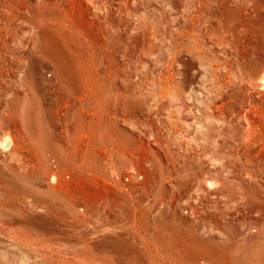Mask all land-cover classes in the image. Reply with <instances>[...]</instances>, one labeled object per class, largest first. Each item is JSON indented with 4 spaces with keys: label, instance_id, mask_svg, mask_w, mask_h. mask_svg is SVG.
Returning <instances> with one entry per match:
<instances>
[{
    "label": "rangeland",
    "instance_id": "374dc122",
    "mask_svg": "<svg viewBox=\"0 0 264 264\" xmlns=\"http://www.w3.org/2000/svg\"><path fill=\"white\" fill-rule=\"evenodd\" d=\"M121 2L0 0V142L17 141L0 146V264H264V172L225 153L254 177L230 175L223 188L204 163L228 141L250 151L254 140L236 125L192 137L197 102L211 99L197 54L179 55L190 96L179 135L163 119L159 79L193 21L232 65L239 106L264 78V0ZM142 19L157 33L150 53Z\"/></svg>",
    "mask_w": 264,
    "mask_h": 264
},
{
    "label": "bare ground",
    "instance_id": "6f19581e",
    "mask_svg": "<svg viewBox=\"0 0 264 264\" xmlns=\"http://www.w3.org/2000/svg\"><path fill=\"white\" fill-rule=\"evenodd\" d=\"M132 2L133 0H122L121 3L123 5L130 6ZM127 15H129V13H127ZM111 23L114 26L118 24L113 18H111ZM141 25L147 33V42L143 49H145L147 53H150L154 51V43L157 39V33L149 27L148 23L144 19L141 20ZM183 32L184 33L179 32L178 35L183 39L185 38L189 40L187 47H183L185 44L184 42H178L176 51L167 60L166 70L159 78L162 84L160 96L162 99L167 98L169 100V104L166 105L163 114L165 124L175 135H179L184 131L182 128H180L178 122L182 121L184 118L183 114L189 112V110L187 108L182 109L184 103H182L181 98L186 99L190 96H185L183 94V90L178 85L176 77L179 74V55L182 51L187 50L188 52L197 54L199 57H201V64L209 68L206 76L207 81H209L210 84L209 94L211 95L210 100L205 101L201 98L199 100L200 102H197L198 115L194 117H196L195 120L198 122L196 125L198 131L195 132L192 137L197 142L205 140V136L201 134V129L205 126H208L209 124L217 125L218 129L223 133L229 132L231 130V125H236V129L240 137L254 140L255 148L250 151L239 148L238 144L234 143L235 141H231L232 143L228 141L229 145L223 146L221 148V151L223 152L222 156L219 155V153H215L213 154L214 156H212V158H208L204 161V163L206 162V165L209 168L208 170L214 173H212L210 176V186L221 185L223 188L228 187L227 181L228 178H231L230 175H232V180H245L246 178L253 179V172L243 169V167L237 165L235 161L231 162L230 160L226 159L224 154L230 152L235 156H239L241 152H244L249 160H251L253 164H255L258 168H261L264 172V97L259 96V94H264V78L263 80H259L254 83L253 92L249 87H246V90L241 91L240 94L238 93L240 97V104L239 106H235L233 97L230 95L234 90L233 87L236 84V78L232 65L226 58H223L220 55L214 56L208 52L206 46L207 41L197 32L195 22L191 21L188 29L183 30ZM210 32L217 36V44L222 45V43L226 40L225 32L219 25L212 26L210 28ZM154 83V81L151 82L153 85ZM150 89L151 92H153V87H150ZM154 95H156V93H154ZM248 105H253V107L255 106L256 108H259V114L256 115L249 111L247 109ZM221 138L222 142H225L223 135H221ZM8 141L13 142L15 146L17 145L15 136L11 133H8L7 137L3 138L2 142H0V146L5 151L8 149ZM179 143L182 146H186L188 144L187 141L185 142L182 139H179ZM50 172V167H44L43 173L45 176H47V174ZM258 187L262 188L263 186L262 184H259Z\"/></svg>",
    "mask_w": 264,
    "mask_h": 264
}]
</instances>
